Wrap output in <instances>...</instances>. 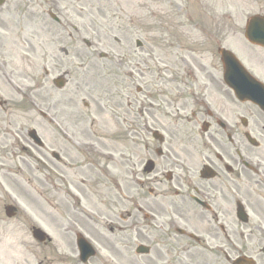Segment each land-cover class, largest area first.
Segmentation results:
<instances>
[{
    "label": "rangeland",
    "instance_id": "374dc122",
    "mask_svg": "<svg viewBox=\"0 0 264 264\" xmlns=\"http://www.w3.org/2000/svg\"><path fill=\"white\" fill-rule=\"evenodd\" d=\"M60 1L58 13L64 20L62 27L40 21L38 15L32 14L18 19L16 29H9L4 23L0 29V264H37L39 261H47V264H80L73 261L69 244L71 234L62 235L59 230L60 222L69 217L63 208L65 202L62 195L66 188L77 193L81 206L99 212L104 221H114L117 226L116 233L112 234L105 225H99L107 238L96 233L93 224L82 221L74 226L81 232L82 229L89 232L85 235L96 248L91 264H160L156 259H148L149 256L134 254L137 243L152 240V226L147 220L128 216L130 199L122 198L120 190L125 171L123 160L109 162L101 159L89 147L87 151L93 152L92 158L96 163L91 166L92 161L85 155L87 164L83 166L77 153L80 151L74 148L79 145L74 143L73 138L78 141L86 138L90 146L96 149L103 143L115 158L122 156V151L132 155L142 153L144 141L131 130L125 131L119 124H111V119H120L116 118L115 113L94 110L96 117L92 108L85 107L83 103H104L106 81L109 86L118 82L121 88L118 112L130 115V108L126 109L125 103L131 107L132 97L141 96L136 86H142V83L136 82L135 76L143 75L144 80H152V74L147 72L151 65H166L171 74H183L179 70L185 65L206 66L207 69L219 67L214 43L225 30L235 31L232 45L236 54L256 76L264 80V52L243 45L245 18L263 12L264 2ZM72 26H77L76 33ZM70 33H73L71 39L68 37ZM1 35H5V38L2 39ZM114 35L121 38L119 44L113 41ZM83 37L94 41L98 49L122 54L119 62L123 72L119 73L120 78L116 80L117 73L105 72L101 64L88 61ZM137 39L142 42L141 48L135 45ZM63 47L68 49L67 56L59 52ZM183 59L185 62H182ZM133 65L143 71H131ZM8 69L16 89L6 83ZM45 70L48 76H45ZM60 72L68 73V83L62 90L54 88L52 84V79ZM160 75L164 76V73ZM39 108L48 113L47 118L40 116ZM56 112L59 119L55 118ZM57 125L73 137L63 138L57 131ZM31 128L36 129L42 137L44 149L37 148L28 139L26 131ZM51 150H60L64 156L68 151L69 156L63 164H56L50 156ZM240 186L242 195L243 185ZM7 204H14L18 208L13 218L5 216ZM187 214L194 215L191 211ZM195 220L198 222L197 217ZM233 221L236 247L247 240L246 229L235 215ZM134 224L144 226L139 231H133ZM33 226L46 231L52 238L51 242H36L31 236ZM199 227L203 230L202 225ZM117 232H121L119 235L124 245L121 253L117 250ZM260 235L263 234L254 233L250 241H256ZM168 236H165V242L180 241ZM212 246L209 244L208 250L198 249L201 251L199 253L209 254V251H214ZM61 251H66V256L60 254ZM193 260V264H219L213 260L205 263L204 257L198 255L193 256ZM175 263L177 261H171V264Z\"/></svg>",
    "mask_w": 264,
    "mask_h": 264
},
{
    "label": "flooded vegetation",
    "instance_id": "af4514ba",
    "mask_svg": "<svg viewBox=\"0 0 264 264\" xmlns=\"http://www.w3.org/2000/svg\"><path fill=\"white\" fill-rule=\"evenodd\" d=\"M43 2L51 8L58 0ZM108 67L116 71L119 66ZM148 71L153 79L142 81L143 87H138L142 96L132 97L131 107L126 108H130V115L118 112L117 84H105L104 101L108 111L128 121L129 130L146 137L142 153L123 160L132 163V172L121 177L122 194L130 195L129 216L150 219L154 230L180 239L157 243L150 252L161 264H171L174 259L178 264L185 259L193 264L195 255L204 257L205 263L232 264L234 258L245 255L252 256L255 264H264L259 245L264 243V236L250 241L252 232L264 233V112L256 107L250 111L248 102L235 106L231 91L218 79V68H197L200 75L193 70L190 76L172 75L167 67L156 65L149 66ZM164 72L168 74L161 76ZM248 134L258 137L259 145H252L246 139ZM243 158L251 165L243 166ZM146 162L151 163L149 172L144 170ZM205 166L214 170L213 177L202 176ZM236 194L243 197L248 214L247 240L238 247L231 219ZM192 216L198 221L194 220V225ZM174 217L192 231L202 232L198 230L202 225L203 241L173 233L178 232ZM118 243L122 248L121 237ZM209 244L214 248L209 254L195 250L210 249Z\"/></svg>",
    "mask_w": 264,
    "mask_h": 264
},
{
    "label": "water",
    "instance_id": "95a60500",
    "mask_svg": "<svg viewBox=\"0 0 264 264\" xmlns=\"http://www.w3.org/2000/svg\"><path fill=\"white\" fill-rule=\"evenodd\" d=\"M250 38L253 39L251 35H250ZM246 86L247 87L235 86L234 88H235L236 92H238L241 96L245 95V96H247V97H249V98H251L252 100L255 101V99H253V98H255V94H254V92L256 91L255 85L250 82V84L246 85ZM246 92L249 93V94H246ZM8 215H13L12 209L9 210ZM34 235L40 240L43 239V237L41 236L39 230L34 231Z\"/></svg>",
    "mask_w": 264,
    "mask_h": 264
},
{
    "label": "bare ground",
    "instance_id": "6f19581e",
    "mask_svg": "<svg viewBox=\"0 0 264 264\" xmlns=\"http://www.w3.org/2000/svg\"><path fill=\"white\" fill-rule=\"evenodd\" d=\"M63 208H64L65 210H67V211L72 210V207H71L68 203H66V204L63 206ZM87 215H88L91 219H95V218H96V216H94V215H91V214H88V213H87ZM107 226H108L109 230H112V225H111L110 223H109Z\"/></svg>",
    "mask_w": 264,
    "mask_h": 264
}]
</instances>
